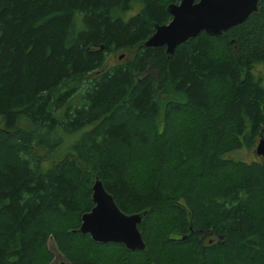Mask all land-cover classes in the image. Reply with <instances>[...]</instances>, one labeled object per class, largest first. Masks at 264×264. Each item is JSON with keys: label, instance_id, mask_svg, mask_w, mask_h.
Returning <instances> with one entry per match:
<instances>
[{"label": "trees", "instance_id": "1", "mask_svg": "<svg viewBox=\"0 0 264 264\" xmlns=\"http://www.w3.org/2000/svg\"><path fill=\"white\" fill-rule=\"evenodd\" d=\"M178 2L0 0V264H264V159L225 158L264 139V0L143 47ZM95 180L142 251L78 233Z\"/></svg>", "mask_w": 264, "mask_h": 264}, {"label": "water", "instance_id": "2", "mask_svg": "<svg viewBox=\"0 0 264 264\" xmlns=\"http://www.w3.org/2000/svg\"><path fill=\"white\" fill-rule=\"evenodd\" d=\"M257 0H179L170 4L166 11L170 20L154 29L143 47H164L166 55L188 39L204 32L218 36L229 28L241 24L256 11ZM121 56L118 57V60ZM255 154L264 159V139L259 138ZM92 207L79 219L78 233L88 235L97 244H119L127 251H142L144 243L137 230L143 213H121L111 197L95 180L91 187Z\"/></svg>", "mask_w": 264, "mask_h": 264}, {"label": "rangeland", "instance_id": "3", "mask_svg": "<svg viewBox=\"0 0 264 264\" xmlns=\"http://www.w3.org/2000/svg\"><path fill=\"white\" fill-rule=\"evenodd\" d=\"M136 11L137 10L134 9V10L126 13V14H124V16L122 18L126 19L127 17H129L131 15H134L136 13ZM118 55H119L118 53L110 55L107 58V60H106L107 66H111L113 64L119 63L120 61L123 62V61L126 60V58H124V59L121 58L120 60H117V56ZM251 72H252L253 76L260 81L262 87L264 88V67H263V65L257 64V65L252 66ZM74 139L75 138H73V139H65V142L72 143V142H74L77 139V137H76L75 140ZM255 146H256V144L250 150L239 149V150H236V151H232V152L228 153L225 156V158L226 159L236 160V161H241V162H246V163H249L252 160L259 161V160H261V157L257 156L255 154V150H254ZM38 154L39 155H43V153L41 151L38 152ZM57 155H60V154H57ZM58 158H59L58 156H56L54 158H49V159L48 158H44L43 162H42L43 169L47 168L50 164L56 162V160ZM47 247L50 250V252L52 253V255L54 256V259H53L54 263H56V264H65L64 260L61 257H59L57 255V253L55 252L54 246H53V243H52L51 240H48Z\"/></svg>", "mask_w": 264, "mask_h": 264}]
</instances>
